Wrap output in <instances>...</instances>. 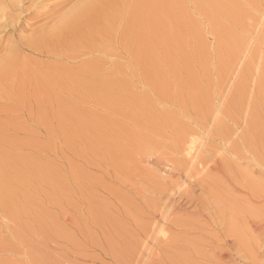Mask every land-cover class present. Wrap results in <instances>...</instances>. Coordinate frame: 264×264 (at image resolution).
Segmentation results:
<instances>
[{"label":"rangeland","instance_id":"rangeland-1","mask_svg":"<svg viewBox=\"0 0 264 264\" xmlns=\"http://www.w3.org/2000/svg\"><path fill=\"white\" fill-rule=\"evenodd\" d=\"M95 1L9 11L0 264H264V0Z\"/></svg>","mask_w":264,"mask_h":264},{"label":"bare ground","instance_id":"bare-ground-1","mask_svg":"<svg viewBox=\"0 0 264 264\" xmlns=\"http://www.w3.org/2000/svg\"><path fill=\"white\" fill-rule=\"evenodd\" d=\"M23 0H10L8 2H4V0H0V84L4 82V79L3 77L6 76V73L8 71V68H10L9 66L12 65V56H11V53H12V50H15L16 49V46L12 47L11 46V43H12V40L11 39H7V43L6 44H2L3 43V40L6 38V36L2 33H5L9 30H13L15 27L17 26H21L23 24H14L15 22V17H13L9 11L12 7H15V6H18L19 7V4L22 3ZM26 1H30V5L35 8L37 5H39L41 3V1L43 2V0H26ZM97 1V0H96ZM95 1V2H96ZM4 3H6L8 5V8L7 7H4ZM81 3V2H80ZM95 4V3H94ZM97 4V3H96ZM40 6V5H39ZM41 7V6H40ZM40 7H39V10H40ZM81 7V5H80ZM83 9V8H81ZM35 10H37V7L34 9V12ZM31 11V10H30ZM84 11V10H83ZM40 12V11H39ZM80 12V11H79ZM78 12V13H79ZM28 13V12H27ZM81 14V13H79ZM32 15V14H31ZM37 15V13H36ZM40 15V13H39ZM43 15V14H42ZM30 16V15H28ZM24 17V16H23ZM33 17V16H32ZM31 17V18H32ZM90 17V16H89ZM27 19H29L27 16H26ZM42 19V18H41ZM44 19V18H43ZM48 20V19H47ZM46 20V22H47ZM50 20V18H49ZM19 21V20H18ZM23 21V20H22ZM25 21V20H24ZM38 21V20H37ZM30 22V21H28ZM28 22H25L28 24ZM41 22V20H40ZM22 23V22H21ZM24 23V22H23ZM31 23V22H30ZM42 24V23H41ZM67 24V23H66ZM30 25V24H29ZM39 25V24H38ZM40 27H44V26H40ZM21 28V27H20ZM43 28H39V29H34L31 31V33L29 34V36L26 38V40H28L27 42V45L28 47H32L33 48H36L37 46H39V48L42 47L41 44H39V42L35 41L36 39V35L38 34L39 30H41ZM16 30V29H15ZM44 30V29H43ZM13 34V33H12ZM14 36V35H13ZM42 36V35H41ZM40 39V38H39ZM37 40V39H36ZM39 41V40H38ZM22 42V41H21ZM20 42V43H21ZM41 42V41H40ZM14 45H16V41L14 40ZM20 43H18L20 45ZM24 45V44H23ZM21 46V45H20ZM23 47V46H22ZM24 47H26L24 45ZM29 47V48H30ZM21 48V47H20ZM37 48V49H39ZM44 48V47H43ZM23 48H21L22 50ZM19 50V49H18ZM24 50V49H23ZM31 50V49H30ZM17 51V50H16ZM21 52V51H20ZM18 53V51H17ZM8 74V73H7ZM7 78V76H6ZM9 78V77H8ZM7 81V80H6ZM1 86V85H0ZM191 142V141H190ZM192 144V143H191ZM184 147V146H183ZM195 147V146H194ZM194 148L192 145H189L188 148H187V155L192 158L193 157V152H194ZM195 154V152H194ZM186 158V157H185ZM189 158V159H190ZM198 159V158H197ZM186 162V161H185ZM198 162V161H197ZM205 163V162H204ZM206 164V163H205ZM198 165V164H197ZM194 166V165H193ZM191 167V166H190ZM189 167V168H190ZM197 168V167H196ZM204 170V169H203Z\"/></svg>","mask_w":264,"mask_h":264}]
</instances>
